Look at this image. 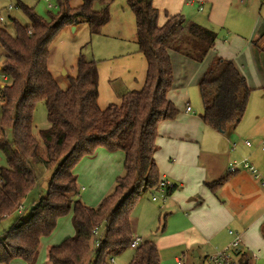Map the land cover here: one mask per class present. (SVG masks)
I'll return each mask as SVG.
<instances>
[{"label": "trees", "instance_id": "obj_1", "mask_svg": "<svg viewBox=\"0 0 264 264\" xmlns=\"http://www.w3.org/2000/svg\"><path fill=\"white\" fill-rule=\"evenodd\" d=\"M70 1L57 0L59 12L49 22L20 3L30 23L22 25L12 18L15 34L0 21V73L6 77L0 86V149L7 160L0 167V221L15 215L11 227L0 235V264L14 258L35 264L42 238L66 215H71L74 234L48 248L50 264H113L110 259L130 247L133 207L161 178L154 158L159 123L179 113L168 98L174 79L171 52L202 62L218 38L216 31L183 14L167 15L160 25L153 0H127L135 16L138 51L146 60L145 80L119 103L102 108L96 60L81 54L76 76L69 77L66 89L48 67L51 45L65 26L86 22L93 36L110 21L109 6L95 10L96 0H81L76 6ZM253 45L263 52L256 40ZM198 88L205 123L227 132L242 120L251 89L233 61L216 56ZM40 101L49 126L37 132L33 116ZM99 147L124 153V173L97 206H89L79 197L75 167ZM36 165L51 170L48 189L24 217L15 212L36 186ZM221 182L208 186L215 189ZM97 226H102L103 236L94 250ZM160 259L156 243L145 239L128 264H160ZM238 262L249 264L248 255L241 253Z\"/></svg>", "mask_w": 264, "mask_h": 264}, {"label": "crops", "instance_id": "obj_2", "mask_svg": "<svg viewBox=\"0 0 264 264\" xmlns=\"http://www.w3.org/2000/svg\"><path fill=\"white\" fill-rule=\"evenodd\" d=\"M153 4L159 11L160 25L167 15L183 14L186 19L216 31L218 38L203 65L171 52L175 86L168 98L174 104L180 100L184 104L178 106L175 119L159 123L154 158L160 177L171 179L176 186L165 201L152 199L159 206L143 201L144 195L137 201L130 216L133 236L155 242L160 257L174 259L177 264L179 260L191 264L197 258L203 264L209 254L224 248L238 235L241 253L248 255L249 264H264V186L248 171L228 173L234 159L244 158L264 171L260 142L264 141V50L253 45L256 40L264 48V0H153ZM101 34L111 36L103 28L98 35ZM133 42L136 47L105 46L98 58L99 76L108 83L107 103H119L126 92L139 89L144 83L146 60L138 51L136 37ZM216 56L236 64L251 89L249 101L257 102L253 116L244 125L239 122L230 126L227 132L205 123L202 109L195 111L189 101L188 86H198ZM245 140H251L253 145L247 146ZM124 162L122 151L103 147L83 157L75 167L79 197L87 205L97 206L124 173ZM43 173L47 184L51 170L44 168L41 179ZM220 180L223 182L218 187L210 189L208 184ZM35 200L27 195L22 202L24 209ZM62 220L63 217L59 218L57 226ZM62 229L60 240L54 245L74 234L71 218Z\"/></svg>", "mask_w": 264, "mask_h": 264}, {"label": "rangeland", "instance_id": "obj_3", "mask_svg": "<svg viewBox=\"0 0 264 264\" xmlns=\"http://www.w3.org/2000/svg\"><path fill=\"white\" fill-rule=\"evenodd\" d=\"M54 7L49 8V5L45 0H0V21L2 25L7 26V29L10 33L15 34L14 24L12 22V18L16 19V21L22 25H26L30 23V20L26 16L23 11V5L33 8L37 15L42 18L44 21L49 22L52 18L58 14L59 9L57 5V0H51ZM72 6L79 5L81 0H71L70 1ZM13 6L14 8H10L9 6ZM109 6L110 13H111V20L109 23L103 27V31L111 36H107L104 34L101 35H90L89 26L86 22H82L78 24V26L71 25L65 26L57 35L56 39L51 45L50 48V55H49V63L48 67L56 81L58 82L59 86L62 89H66L69 85V77L76 76V64L78 61L79 56L82 54L86 59L93 58L99 62L98 58H100V54L102 49L105 46L110 45H122V48L125 47H136L134 41V37H136V25H135V16L131 8L127 4V0H96L95 2V10H101L103 7ZM75 27V28H74ZM77 27V28H76ZM3 53L2 48L0 47V66H1V54ZM206 58V57H205ZM205 60V59H204ZM112 61H109V63ZM194 62V61H193ZM196 62V61H195ZM205 62V61H204ZM99 64V63H98ZM196 65H203V62H196ZM206 69V67H205ZM187 78L180 83H183ZM6 80V79H5ZM5 80L0 73V86L5 84ZM107 81L102 79L99 76V105L102 108L106 107L107 98L108 96V88H107ZM175 86V81L172 85V89ZM188 90H190V103L193 106V109L197 111L198 109H202L203 111V103L200 97L198 86H188ZM174 103V102H173ZM184 104L183 100L178 101L175 103L176 108ZM0 105H1V98H0ZM257 102L254 99L248 102L246 113L243 119L240 121V125H244L246 123L248 117L252 115L254 108H256ZM34 125L35 131H39L41 129H45L48 127V116H47V109L44 102L40 101L36 104L35 111H34ZM7 138L11 139V132L6 133ZM250 141V140H249ZM233 143V142H232ZM7 163L6 156L0 149V167L5 166ZM34 171L36 172V178L39 180V184H37L35 188L28 194L30 199L35 197L38 199L39 196H44L47 193L48 189V182L45 184V174L43 173L42 177L40 178L41 172L44 171L42 166L36 165L34 167ZM45 177V178H44ZM48 180V179H47ZM39 185V187H38ZM45 185V186H44ZM176 186V183H175ZM42 190V191H40ZM148 191L142 197L143 201H147L148 204H153L154 206H159V202H154L152 200V192ZM140 200V199H139ZM138 200V201H139ZM137 202L135 203L133 209L135 208ZM31 205V204H30ZM32 206H28L27 208L23 209V215L28 216L30 213ZM19 212L16 211L15 214ZM15 215H10L5 219L0 221V235L8 230L13 221ZM70 216L66 215L63 217V220L60 222L55 230L49 235L44 237L41 240V247L39 250V254L35 264H50L47 259L48 247L57 243L61 235V231L63 230L64 222H69ZM156 223V222H155ZM68 235V234H67ZM66 235L62 238L64 239ZM135 251L132 248H127L121 254L117 255L115 264H128L130 260L133 258ZM160 264H177L174 259L160 257ZM200 258H197L191 264H202ZM5 264V263H4ZM9 264H28L25 260L21 258H14L11 260ZM203 264H209L208 261H205Z\"/></svg>", "mask_w": 264, "mask_h": 264}, {"label": "built area", "instance_id": "obj_4", "mask_svg": "<svg viewBox=\"0 0 264 264\" xmlns=\"http://www.w3.org/2000/svg\"><path fill=\"white\" fill-rule=\"evenodd\" d=\"M47 4L49 5V8H53L54 5L51 2V0H45ZM4 80L6 79L5 76H3ZM187 111L191 110L190 106L186 107ZM262 145V149L264 150V141H260ZM244 143H246L247 146H252L253 143L250 140H245ZM235 144H233L232 147H234ZM245 170L251 173L254 178L259 181V183L264 186V171H261L258 166H256L251 160L248 158L244 159H234L229 164L228 167V173L229 174H235V172ZM175 188V182H173L171 179L166 177H161L158 184L155 188L152 189V199L153 200H163L165 201L168 197L169 190ZM24 209L23 204L21 203L17 209L19 213H22ZM94 237H93V249L96 250L100 247L101 239L103 236V228L102 226H97L93 230ZM142 242V239L140 237H133L130 247L133 249H136L140 243ZM241 239L238 235L235 236V239L225 246L222 249L216 250L213 253L209 254L206 257V260L209 262V264H239L238 258L241 254ZM255 257L256 254H253ZM114 257L110 259V262L114 264ZM178 264H182L180 260L178 261Z\"/></svg>", "mask_w": 264, "mask_h": 264}]
</instances>
